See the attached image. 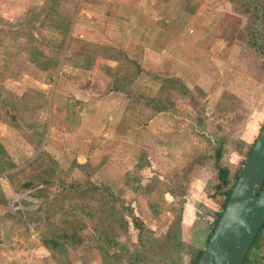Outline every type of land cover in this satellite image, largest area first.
<instances>
[{
  "label": "rangeland",
  "instance_id": "obj_1",
  "mask_svg": "<svg viewBox=\"0 0 264 264\" xmlns=\"http://www.w3.org/2000/svg\"><path fill=\"white\" fill-rule=\"evenodd\" d=\"M152 1L135 28L115 0H0V264H124L100 237L134 240L131 214L162 235L180 215L169 191L195 200L202 223L214 178L205 150L218 141L233 181L264 120V0ZM155 21L161 48L142 61L162 70L130 82L155 87L167 109L134 97L119 128L122 101L107 89L139 69L120 52L143 58ZM176 37L194 44L180 50ZM65 232L73 248L44 244Z\"/></svg>",
  "mask_w": 264,
  "mask_h": 264
},
{
  "label": "trees",
  "instance_id": "obj_2",
  "mask_svg": "<svg viewBox=\"0 0 264 264\" xmlns=\"http://www.w3.org/2000/svg\"><path fill=\"white\" fill-rule=\"evenodd\" d=\"M250 45L255 46L254 43H251ZM262 51V48L260 47V52ZM78 55H81V51L78 52ZM120 57L121 60H124V62H128V65L132 66L135 68V65L137 63L130 59L126 58V55L120 52ZM90 58L87 57H81L80 61H76L72 64L81 67L85 65V61H88ZM93 59V57H92ZM48 60V59H47ZM45 61L44 60L42 63L37 64V66L40 69H45ZM50 61V58H49ZM41 64V65H40ZM139 67V66H138ZM101 68L106 70V67L104 65H101ZM139 70V71H138ZM138 70H135L133 72H128L126 73L125 70L122 71L121 76H116V82L114 86L111 85L112 89H121L123 93L126 94L127 97L133 98L135 97L136 100L141 99V100H147L149 103H155L159 105V110H165L167 109L162 102V98L158 97L159 93L155 97H150L148 94H143L140 91V88L137 87L134 84V79L135 77L142 71V69L139 67ZM131 73V74H130ZM129 76H127V75ZM148 74V73H147ZM126 75V76H125ZM129 77V79L126 81L125 80ZM134 77L133 82L131 84L130 80ZM153 78L158 79L155 75H153ZM170 78H176V77H170ZM178 81H180L178 78H176ZM121 82H124V84ZM127 82H129L127 84ZM133 87L135 91L133 93H129ZM158 92V91H157ZM130 101V104L127 106V109L129 107H134L135 106V100L134 103L133 101ZM264 120L260 123V125L257 128L256 133L253 135L251 142L247 146V149L244 154V158L253 144L261 126L263 125ZM217 147H211L210 149H206L205 153L210 159V162L212 164V167L214 169V178L211 183H207V190H210L208 192L207 196L211 198L212 201L215 202L217 205V210L214 215V222L209 228L208 232L204 236L203 240L200 242L199 245H196L189 250L186 248L185 242L182 241L181 236H180V226H179V221H180V215L178 214L177 222H175L174 226L169 225L168 228L163 231V234L160 236H155L153 235V232L148 228L144 227V225L137 220V217L134 215H130V222H132V228L136 230L135 234V239L128 240L126 239L127 242H121L118 241L117 239H113L110 236L109 237H100L101 238V243L97 244L96 247L98 249H103V248H114L116 251L112 253V256H117L118 258H122L124 260V264H189L184 262V258L191 257L190 264H194L195 260L197 259L201 249L203 248L210 232L211 229L218 218L225 200L227 198V195L231 189V186L236 178V175L239 171L236 172L234 175V179L231 183H229V171L228 169L222 164L221 162V157H222V144L220 141L217 142ZM244 160V159H243ZM26 186V185H25ZM23 186V187H25ZM38 186V185H36ZM40 188L41 186H38L35 189V195H40ZM171 223V222H170ZM126 224V221H125ZM264 228V223L262 224L261 228L256 232L255 236L253 237L251 244L249 246L248 251L246 252L243 261L241 264H262V261L264 259V255L261 254L262 249H264V238L260 235L261 230ZM100 236V235H99ZM75 239H72L71 236L68 233H62L61 235L53 234L51 240H44V244L46 246H49L50 244L52 245H69L71 248L76 242L74 241ZM81 243V242H80ZM188 251L189 253H184L185 251ZM101 263L103 264V260L101 257Z\"/></svg>",
  "mask_w": 264,
  "mask_h": 264
},
{
  "label": "water",
  "instance_id": "obj_3",
  "mask_svg": "<svg viewBox=\"0 0 264 264\" xmlns=\"http://www.w3.org/2000/svg\"><path fill=\"white\" fill-rule=\"evenodd\" d=\"M264 223V123L194 264H241Z\"/></svg>",
  "mask_w": 264,
  "mask_h": 264
},
{
  "label": "crops",
  "instance_id": "obj_4",
  "mask_svg": "<svg viewBox=\"0 0 264 264\" xmlns=\"http://www.w3.org/2000/svg\"><path fill=\"white\" fill-rule=\"evenodd\" d=\"M153 3L154 2L152 0H150L148 2V4H147V0H115L114 7L118 10V12H119L118 15L119 16H123V18H126V19L128 18L126 21L128 23H132V26H134L135 28H137L138 27V24H137L136 20H137L138 12L141 9H142V11H147V10L148 11L149 10L156 11L157 6L156 5L154 6ZM164 9H166V7L165 6H162V9L161 10H164ZM172 9H178V8L169 7L168 8V11H171ZM201 10H203V9H201V6H198V7H196V10L193 11V13L195 12V14H196V13H198V11L201 12ZM193 13H188V20H190V18L193 19L192 18ZM153 18H155V17H153ZM149 26H150L151 33H149L147 36H148V43L150 44V48L148 50H146V49L143 50V53H142L143 58L139 57V55H137L136 57L135 56L130 57V55L128 53H127V56L130 59L135 60L138 65L140 64L139 66L141 67L142 71H146V72L150 73L151 76H153V75H157V74L154 73V72H152V71H161L162 69L149 68L150 70H152L150 72L144 66V63H143L142 60L144 59V56L147 55L148 53H154L155 52L154 49L161 48V47H157L156 46L157 41L155 40V36L153 34L158 33V36L161 37V38H164V36H160L161 34L158 32V28L159 27L157 26L156 21L155 22H150L149 23ZM174 40L177 41V42H179V44H180V50H182V49L183 50H187V49L191 48L189 46L190 44H194V42L191 39L190 40H185V39H182L180 37H176ZM155 54L153 55V57H151L150 55H148L149 58H151V59L154 60L153 62H156L157 56ZM179 59H180V61H179L180 63H178V64H181L180 66H182V68L184 67V68L187 69L188 68V64L182 59V57L179 58ZM164 61L159 62V63H161L162 66L166 67L163 64ZM70 66L73 67L74 65H70ZM175 72L177 73L176 74L177 76L180 74L179 71H175ZM107 90H108V93H107L106 98L108 97V95H112L114 97L116 96L117 98L120 97V99L122 101L121 102V108H122V110L120 109L118 111V115L120 116V121L117 119V121L114 123L117 126H118V124H120L119 125V128H121V123L124 120L127 119V118H125V113L127 111V106L130 104V101L132 99H131V97L130 98L127 97L126 94L123 93V91H121V89H118V88L117 89H112L111 86H109ZM129 90H130L129 93H133L135 91V89L133 87H131V89L129 88ZM149 91H151L150 94L148 93ZM142 93L145 94V95L148 93V95L150 97L151 96L152 97H155V96L158 95V92L156 91L155 87H153V86L146 88L145 91L142 92ZM163 111L165 112V110H161L159 112H163ZM106 112H108V111H106ZM157 117H161V116H157ZM154 118H156V117H154ZM111 122H114V121L112 120ZM167 193L170 195V197H171L170 202H172V203L175 202V199L176 200L180 199V201L178 202L180 204L179 205V209H180L179 226H180V236H181L182 241L183 242L186 241L185 234H188V232L190 230V232L196 236V238L194 237L195 239H194L193 242L196 243V244H200V242L203 240L204 236L208 232L209 228L213 224L214 215H215V212L217 210V205L215 204L214 201L211 200V198H209L207 196V193H205V191H204V194H205V202H204V204L208 208V213H206L205 215L204 214L201 215V219H203V218L205 219L201 223L200 221H198L199 218H200L199 217L200 216L199 206L196 205L195 200H192V199H189L188 198L186 192L183 195H180L179 197L176 196V195L174 196L170 191L167 192ZM149 229L152 231V228H149ZM153 235H155V234L153 233ZM155 236H158V235H155ZM185 258H184V260H185Z\"/></svg>",
  "mask_w": 264,
  "mask_h": 264
},
{
  "label": "built area",
  "instance_id": "obj_5",
  "mask_svg": "<svg viewBox=\"0 0 264 264\" xmlns=\"http://www.w3.org/2000/svg\"><path fill=\"white\" fill-rule=\"evenodd\" d=\"M214 222V221H213Z\"/></svg>",
  "mask_w": 264,
  "mask_h": 264
}]
</instances>
